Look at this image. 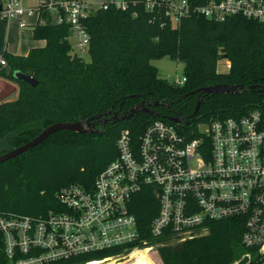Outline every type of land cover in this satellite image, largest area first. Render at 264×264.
Wrapping results in <instances>:
<instances>
[{
  "label": "trees",
  "instance_id": "1",
  "mask_svg": "<svg viewBox=\"0 0 264 264\" xmlns=\"http://www.w3.org/2000/svg\"><path fill=\"white\" fill-rule=\"evenodd\" d=\"M155 14L152 19L153 13L142 4L128 9L112 4L98 10L84 21L91 39L89 60L72 53L71 25L49 20L32 28L35 39L46 41L44 46L31 47L26 55L12 53L6 44L9 21L0 15V52L7 61L0 64V76L20 87L15 100L0 103V141L9 145L6 151L57 121L125 114L142 101L157 113L138 110L128 119L97 123L101 128L98 133L59 129L36 146L0 162V215L39 216L52 209L62 210L58 191L70 183L91 187L117 156V141L125 128L137 139L151 122L161 118L193 139L201 135L199 123L239 116L264 105V91L251 88L264 83L263 23L241 15L217 21L192 14L173 26L163 14ZM42 16L50 19L51 12L42 11ZM164 56L185 64L187 80L183 85L162 77L152 63ZM223 57L231 62L225 73L217 69ZM16 70L33 75L38 84L18 79ZM218 83L243 84L245 88L215 95L197 91ZM199 99L198 113L190 116ZM171 115L182 120H170ZM130 209L137 216L141 238L149 244L167 238L151 232L159 211L153 186L135 194ZM208 226L203 235L160 245L164 264H228L247 251L242 243L244 226L237 219L212 220ZM122 251L98 250L46 264H85ZM149 259L157 264L150 251ZM0 264H14L6 254L1 230Z\"/></svg>",
  "mask_w": 264,
  "mask_h": 264
},
{
  "label": "built area",
  "instance_id": "2",
  "mask_svg": "<svg viewBox=\"0 0 264 264\" xmlns=\"http://www.w3.org/2000/svg\"><path fill=\"white\" fill-rule=\"evenodd\" d=\"M1 17L22 28L48 20L69 23L74 54H89L90 34L85 20L112 4L122 9L142 4L177 26L184 17L199 14L217 21L241 15L264 24V0H0ZM50 11L51 18L42 16ZM137 15V11L134 12ZM35 20H31V18ZM74 41V42H73ZM73 42V43H72ZM0 64H7L0 52ZM184 74L173 82L183 85ZM201 135L189 139L178 128L157 118L135 138L121 131L117 156L97 175L91 187L70 183L57 198L62 210L45 215H0L7 256L14 264H46L104 249L122 253L104 258L121 261L134 251L153 248L141 238L133 197L154 187L159 211L151 223L154 236L183 240L208 233L212 220L243 223L247 248L239 261L264 264V105L235 116L215 117ZM16 258V256H18Z\"/></svg>",
  "mask_w": 264,
  "mask_h": 264
},
{
  "label": "water",
  "instance_id": "3",
  "mask_svg": "<svg viewBox=\"0 0 264 264\" xmlns=\"http://www.w3.org/2000/svg\"><path fill=\"white\" fill-rule=\"evenodd\" d=\"M2 8L1 2H0V9ZM9 72H12V69H9ZM14 75L25 82H28L31 85H37L38 80L31 74L25 73L21 70H16L14 71ZM6 80L0 79V87L2 84H6ZM244 85L243 84H228V83H218L214 85H208V86H203L197 89V91L209 93L211 95H215L218 93H238L244 90ZM251 88H259V90L264 91V83L262 84H254L251 85ZM193 91L192 93H194ZM19 94V89L14 87L12 91L10 92H5V89L0 88V103L1 102H8L15 100L18 97ZM202 100L199 99L196 103L195 109L193 113L190 116H194L198 113L200 105H201ZM155 105H159L160 102H155ZM138 110H143L146 111L150 114H157L153 108H150L145 105L144 101L141 103L135 105L129 113L125 114H119L118 112L112 113L110 116H105L106 113L102 116L101 114L94 115L86 120L80 119L78 121H57L46 128H44L36 137L33 139L27 141L26 143L17 146L15 148H12L8 151L3 152L0 154V162H4L12 157H15L24 151L36 146L37 144L41 143L47 136H49L51 133L59 130V129H67V130H72L76 132H95L98 133L101 131L100 127H97V123H103L106 124L107 122L111 121L114 122L118 119H128L133 114L138 111ZM111 112V111H109ZM170 120L179 122L182 120V118H178L176 116H169Z\"/></svg>",
  "mask_w": 264,
  "mask_h": 264
},
{
  "label": "rangeland",
  "instance_id": "4",
  "mask_svg": "<svg viewBox=\"0 0 264 264\" xmlns=\"http://www.w3.org/2000/svg\"><path fill=\"white\" fill-rule=\"evenodd\" d=\"M25 1L30 4H35L36 2V0H25ZM31 29L32 27L22 28V27H19L15 22H10L8 24L7 37H6V44H7L9 51H11L12 53H21V52H24L27 46H30L31 44H33L34 46L42 45L43 44L42 41L34 42V37L32 34L33 32ZM72 53H73V50H72ZM83 58L85 60H89L90 56L89 54L85 53ZM152 63L157 66L161 76L168 79L171 82H173L176 79L181 78L184 75L185 64L182 61L174 60L170 58L169 56H164L158 59H154ZM230 68H231V62L228 57H223L218 61L217 69L219 72H222V73L228 72ZM0 79L7 80L6 78L1 77V76H0ZM0 88L5 89L6 86L2 84ZM18 89L20 90L19 85H18ZM207 126L208 125L206 123H199L198 129L205 130ZM7 148H9V145L5 144L3 141H0V154L5 152ZM203 234L205 233L198 232V233H195V235H193L192 237L203 235ZM179 241H182V240L170 239L168 241H159V242L150 243V245L153 246V248L150 250L152 259L157 264H164L163 260L161 259L159 255L158 247L164 243L175 244ZM230 255H232V253ZM239 258L240 257H237V258L233 257L232 260L228 264H243V260L241 263L239 261ZM140 262H141V259H138V257L132 260V264H140Z\"/></svg>",
  "mask_w": 264,
  "mask_h": 264
},
{
  "label": "bare ground",
  "instance_id": "5",
  "mask_svg": "<svg viewBox=\"0 0 264 264\" xmlns=\"http://www.w3.org/2000/svg\"><path fill=\"white\" fill-rule=\"evenodd\" d=\"M137 257L138 259H141L140 264H152L149 259V248L136 250L128 258L121 261L109 259L103 263L101 261H88L85 264H132V260L136 259Z\"/></svg>",
  "mask_w": 264,
  "mask_h": 264
},
{
  "label": "crops",
  "instance_id": "6",
  "mask_svg": "<svg viewBox=\"0 0 264 264\" xmlns=\"http://www.w3.org/2000/svg\"><path fill=\"white\" fill-rule=\"evenodd\" d=\"M36 2H37V0H36ZM36 2H35V4H36ZM25 3H27L26 1H25ZM27 4H30V3H27ZM35 4H31V5H35ZM31 20H35L33 17L31 18ZM11 22H15L18 26H19V23H18V21L17 20H14V21H11ZM10 23V22H9ZM20 27V26H19ZM32 30V29H31ZM33 32V31H32ZM33 34V33H32ZM36 41H42L43 42V44L42 45H40V46H44L45 45V43H46V41L45 40H43V39H35L34 38V42H36ZM31 47H35L33 44H31L30 46H27V48L24 50V52H21V53H15V54H20V55H26L28 52H29V50H30V48ZM8 48V47H7ZM9 50V49H8ZM6 84H5V86H6V88H5V90H7V92H10V91H12V89L14 88V87H16V88H18V84L17 83H15L14 81H11V80H6Z\"/></svg>",
  "mask_w": 264,
  "mask_h": 264
},
{
  "label": "flooded vegetation",
  "instance_id": "7",
  "mask_svg": "<svg viewBox=\"0 0 264 264\" xmlns=\"http://www.w3.org/2000/svg\"><path fill=\"white\" fill-rule=\"evenodd\" d=\"M5 92H6V90H5Z\"/></svg>",
  "mask_w": 264,
  "mask_h": 264
}]
</instances>
